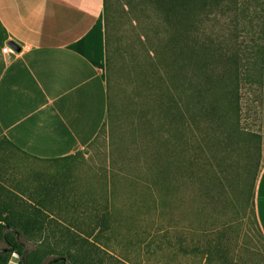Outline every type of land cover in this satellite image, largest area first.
<instances>
[{
	"label": "rangeland",
	"instance_id": "rangeland-1",
	"mask_svg": "<svg viewBox=\"0 0 264 264\" xmlns=\"http://www.w3.org/2000/svg\"><path fill=\"white\" fill-rule=\"evenodd\" d=\"M139 1L104 0L111 34V113L95 140L61 160L32 158L0 143V222L25 210L41 209L45 217L38 221L46 229L41 240L39 236L19 239L27 252L38 255L35 264H52L56 257L48 254L43 243L52 248L76 244L68 247L71 257L65 259L66 264L86 255L84 248L75 249L82 244L97 246L90 254L95 264H220L213 255H206L209 244L216 245L217 240L221 241L224 264H264V241L249 214L250 206H245L241 186L235 189L225 182L223 188L214 189L216 198L207 219L195 198V181L185 180L159 205L147 166L168 157L164 129L160 137L156 135L159 109L152 101L155 94L165 91L160 87L163 74L157 72L163 69L159 60H163L166 37L150 7L145 19L137 20ZM212 18L231 47L241 44L244 49L249 44L244 26L235 25V13ZM144 21L149 26L152 23V28ZM148 64L154 65L149 72L155 69L150 82L152 99L141 82V76L146 79ZM239 64V128L260 130L263 141L264 89L248 82L246 56ZM229 152L232 156L231 149ZM239 160L244 165L245 156ZM22 220L16 217L14 223ZM4 248L0 242V249ZM19 260L12 254L8 263L19 264Z\"/></svg>",
	"mask_w": 264,
	"mask_h": 264
},
{
	"label": "trees",
	"instance_id": "trees-1",
	"mask_svg": "<svg viewBox=\"0 0 264 264\" xmlns=\"http://www.w3.org/2000/svg\"><path fill=\"white\" fill-rule=\"evenodd\" d=\"M149 7L157 14L159 26L166 37L162 46L163 60H159V64L163 63V69L157 72V75L163 74L162 77L160 75V87L164 86L165 91L155 94L152 101L159 109L155 118L159 120L155 122L156 135L160 137L164 129L168 157L167 160H153L147 166L152 176V185L158 191L159 205L166 203L169 192L180 189L182 182L195 181L194 184L198 187L195 198L202 205V213L207 219L210 217L209 208L216 198L214 189L223 188L225 182L235 189L242 187V193L246 195L243 200L245 206H250L249 214L257 233L264 241L255 202L262 134L260 130H240L238 90L239 63L244 56L249 62L248 82L257 84L260 90L264 89V0H141L137 8L138 21L143 20L139 18L145 17ZM104 9L109 92L112 70L111 34L105 4ZM228 12L235 13L236 27L242 25L247 31L250 41L244 49L241 44L239 47H231L217 20L212 18L215 15L224 16ZM144 23L148 29L152 28V23L150 26L147 21ZM148 65L146 79L143 80L141 76V82L147 85L151 98L153 93L150 82L154 78L155 69L149 72V68L154 65ZM110 113L109 103L107 119L110 118ZM152 120L151 118L150 121ZM105 125L106 123L102 129ZM200 135L202 137L198 138ZM0 143L13 147L3 138ZM242 156H245L244 165L239 160ZM93 215L98 217L97 214ZM43 216L45 214L40 208H33L14 218H4L3 224L0 222V242L6 246L0 249V264H8L12 254L20 257L19 264L38 262V255L32 251L27 252L19 239L29 240L39 236L40 241L46 230L39 222ZM16 217L23 220L15 224ZM217 241L216 245H211L213 242L209 244L206 255H213L220 264H224L221 241ZM45 244L43 243L49 249L48 254L56 255L51 260L52 264H66L65 259L71 257L70 246H76L57 244L52 248ZM82 248L88 252L77 256L74 264H95L90 254L95 253L91 248L97 249V246L82 244L75 247L77 251H82Z\"/></svg>",
	"mask_w": 264,
	"mask_h": 264
},
{
	"label": "crops",
	"instance_id": "crops-1",
	"mask_svg": "<svg viewBox=\"0 0 264 264\" xmlns=\"http://www.w3.org/2000/svg\"><path fill=\"white\" fill-rule=\"evenodd\" d=\"M104 16V0H0V132L16 150L61 160L98 136L109 106ZM255 202L264 236V138Z\"/></svg>",
	"mask_w": 264,
	"mask_h": 264
},
{
	"label": "water",
	"instance_id": "water-1",
	"mask_svg": "<svg viewBox=\"0 0 264 264\" xmlns=\"http://www.w3.org/2000/svg\"><path fill=\"white\" fill-rule=\"evenodd\" d=\"M9 45H10V47L13 49V50H15V51H19V47L18 46H16L13 42H9L8 43Z\"/></svg>",
	"mask_w": 264,
	"mask_h": 264
},
{
	"label": "built area",
	"instance_id": "built-area-1",
	"mask_svg": "<svg viewBox=\"0 0 264 264\" xmlns=\"http://www.w3.org/2000/svg\"><path fill=\"white\" fill-rule=\"evenodd\" d=\"M12 52V49H10L8 46L3 48V52L7 53V52ZM13 260V258L11 259V261ZM9 264V263H8ZM18 264V263H17Z\"/></svg>",
	"mask_w": 264,
	"mask_h": 264
}]
</instances>
